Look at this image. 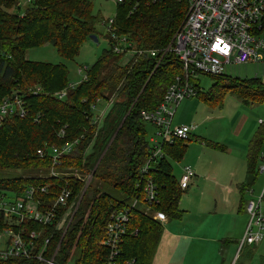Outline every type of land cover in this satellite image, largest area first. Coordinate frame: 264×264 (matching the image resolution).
Here are the masks:
<instances>
[{"label": "trees", "instance_id": "obj_1", "mask_svg": "<svg viewBox=\"0 0 264 264\" xmlns=\"http://www.w3.org/2000/svg\"><path fill=\"white\" fill-rule=\"evenodd\" d=\"M27 6L21 12L20 0H0V103L9 96H17L25 102V117H7L0 127V174L6 171L21 173L19 177L0 176V191L19 194L26 186L47 185L49 194L44 195V199H48L49 204L62 188L71 189L67 205L60 212H66L75 204L73 219L65 234L54 231L45 254L51 258L59 244L56 261L60 264L70 261L105 264L107 251L99 242L104 237L110 212L124 208L129 209L131 218L121 245L122 258L131 259L135 264H153L161 226L145 212V206L132 207L133 200L142 196V188L137 185L141 186L145 177L142 178L139 169L150 151L140 112L159 104L179 74L178 62L170 53L162 59L115 55L109 44L101 58L86 69V79L58 99L55 94L69 83L66 66L30 61L25 58L26 51L50 44L59 57L73 61L90 35L97 38L94 26L97 16L92 11L91 1L86 0H32ZM186 8L184 0H164L152 5L141 3L136 7L119 5L114 26L117 35L126 37L133 49L160 50L172 41L186 15ZM261 32L264 36V27ZM214 79L213 88L221 86L223 91L241 84L245 88L240 94L244 103L264 102V80L253 78L250 82L256 86L248 87L251 83L227 75ZM255 88L257 92L252 94L250 90ZM197 97L205 103L215 100L211 92L202 96L200 89ZM98 100L110 104L104 121L96 127L92 125L91 106ZM78 138L80 146L63 158L57 170L59 177L49 176V147ZM91 141L93 146L87 156L85 152ZM185 142L175 140L164 146L163 152L179 160ZM37 149H43V157L37 155ZM254 155H250L247 162L250 182L257 169ZM74 170L81 175L80 180L69 175ZM37 171L43 173L42 177L35 175ZM150 171L158 201L153 209L168 219L179 218L182 190L166 157ZM86 176L91 178L88 183L83 179ZM85 183L88 184L86 191ZM24 227L29 231L41 230L44 236L53 231V227L44 231L32 222H25ZM0 264L42 263L9 258L0 260Z\"/></svg>", "mask_w": 264, "mask_h": 264}, {"label": "built area", "instance_id": "obj_2", "mask_svg": "<svg viewBox=\"0 0 264 264\" xmlns=\"http://www.w3.org/2000/svg\"><path fill=\"white\" fill-rule=\"evenodd\" d=\"M31 1L26 0V5ZM162 1L164 0H112L116 6L125 4L135 7L141 3L152 5ZM184 1L187 7L186 15L173 34L172 41L164 49L149 51L133 49L126 37L117 35L114 26L115 17L103 23L113 54H122L127 58L135 59L143 56L162 59L166 53H170L175 57L180 68L179 74L168 86L159 104L151 110L140 112L141 122L152 126L154 130L148 141L150 148L148 158L139 169L142 178L145 177L144 183L141 186L137 185L142 188V196L133 200L132 207L145 206V212L150 213L153 220L162 223L167 217L153 209L154 204H158L157 190L149 174L150 170L165 158L163 147L174 143L175 140H187L193 130L192 126L185 124L174 125V117L181 103L197 97L199 91L197 77L199 75L220 77L226 73L227 66L239 64L264 66V36L261 34V29L264 27V0ZM86 69L84 67L78 70L79 74L82 72L84 74L80 82L86 79ZM77 84L68 83L67 87L55 96L62 99L67 90L75 89ZM109 104L108 102V107ZM95 105L96 103L92 104L91 112L95 109ZM106 111L100 117L93 115L92 125L100 126L102 124L100 122L106 117ZM7 117L24 118L25 102L17 96L5 97L0 103V127ZM61 134L63 136L64 132ZM80 138L82 139V136ZM80 138L64 141L60 146L49 147L51 158L49 176L59 177L57 170L61 168L63 158L71 155L80 146ZM36 153L39 157L44 156L43 149H37ZM259 154L261 162L258 170L264 175V143L263 150ZM194 176L195 173L190 167L182 168V175L178 181L181 190ZM248 193L249 200L245 205L248 221L239 240L235 260L231 264H238L239 255L245 246H257L264 239V211L261 208L264 201V185L256 198L251 196L250 189ZM48 194L47 185L26 186L19 194L0 191V260L15 258L42 264H60L56 261L59 244L51 258L46 257L45 254L54 231H60L61 223L69 215V207L66 212L60 211L66 207L71 189L67 186L62 188L49 204L48 199H44V195ZM130 218V211L126 208L113 209L110 212L104 228V237L99 242V245L107 251L105 264H135L133 260H124L121 256V245L127 235ZM25 222L39 225L44 231L53 227V231L50 235L44 236L41 230H26Z\"/></svg>", "mask_w": 264, "mask_h": 264}, {"label": "crops", "instance_id": "obj_3", "mask_svg": "<svg viewBox=\"0 0 264 264\" xmlns=\"http://www.w3.org/2000/svg\"><path fill=\"white\" fill-rule=\"evenodd\" d=\"M249 105L253 106L252 103ZM257 124L260 126L257 131L246 128L244 118L229 130L226 128L222 132L216 128L215 134L206 139L190 134L179 160L164 153L170 166L171 161L179 164L177 181L185 166L190 167L195 176L182 190L178 203L180 217L168 219L166 216L165 222H158L162 233L152 257L153 264L234 262L248 221L245 213L248 190L255 198L256 192L264 185V175L258 170L261 162L259 153L263 150L264 121L259 120ZM253 153L257 169L254 180L250 182L247 162ZM245 247L248 248L245 251L247 257L251 252H261L259 254L264 260V239L257 246ZM239 261L240 257L238 264Z\"/></svg>", "mask_w": 264, "mask_h": 264}, {"label": "rangeland", "instance_id": "obj_4", "mask_svg": "<svg viewBox=\"0 0 264 264\" xmlns=\"http://www.w3.org/2000/svg\"><path fill=\"white\" fill-rule=\"evenodd\" d=\"M21 2V12L27 8L26 0H20ZM89 2V1H88ZM92 11L97 16L96 33H97V43L87 40L84 42L80 48L76 58L73 61H68L63 57H59L56 49L50 45L46 44L45 46L32 48L31 50L26 51L25 58L30 61L44 63V64H53V65H64L68 71V82L70 84L76 85L82 80L83 72L79 74L77 71L79 68H90L91 65L96 63L101 54L105 49L109 47V43L106 38L105 29L103 26L104 21L116 17V5L112 0H91ZM224 75L230 76L232 79L239 81H247L251 83L250 80L253 78H258L259 80H264V66L261 64H239L238 66H227L226 73ZM196 82L198 87L201 90L202 96H207L209 92L215 95V100L209 103H205L201 98H195L192 100H186L181 104L180 108L177 110V114L174 117V124L183 123L187 126L194 127V130L191 132V135L195 137H202L204 139L209 138L214 135L215 129L217 131H224L226 128L231 129L238 126L239 122L245 118L246 128H251L252 130L259 129V124L257 122L264 121V102L257 103L251 102L253 106L245 104L241 99L240 94L244 92V87L241 84L232 85L229 89L222 90L221 86L219 88H213L215 82L214 77L199 75ZM241 85V86H240ZM256 84L253 82L248 87ZM252 94L257 92L255 88L253 91L250 90ZM107 110V111H106ZM109 110L108 101L98 100L95 105V109L92 110L94 116L100 117L102 113L105 112V116ZM103 121V119H102ZM102 121L100 123H102ZM147 132L148 141L150 136H152L154 128L149 125L144 126ZM93 144L92 141L89 143V146L86 149V155L88 156L91 152ZM171 168L173 170L174 177L177 179L180 176L179 164L176 161H171ZM72 177H75L80 180L81 175L77 174L76 171H70ZM35 175H43L40 171H37ZM67 175V174H66ZM3 177H19L21 176L20 172L17 171H6V173L0 174ZM42 177V176H40ZM92 177V176H91ZM84 181L87 180V183L90 182L91 178L86 176L83 178ZM264 179V177H263ZM85 183L84 191L88 184ZM262 188V187H261ZM260 188V190H261ZM260 190L256 192V196L259 194ZM80 200V199H79ZM262 210H264V201L261 204ZM70 212L66 217V220L61 223V233L65 234L67 228L69 227L73 213L76 209V205L69 206ZM64 238H61L60 243ZM248 248L244 247L242 253L239 255L240 264H261L263 259L262 256L257 252H251L250 256L245 255V251ZM72 262V261H70ZM74 263V262H73Z\"/></svg>", "mask_w": 264, "mask_h": 264}, {"label": "water", "instance_id": "obj_5", "mask_svg": "<svg viewBox=\"0 0 264 264\" xmlns=\"http://www.w3.org/2000/svg\"><path fill=\"white\" fill-rule=\"evenodd\" d=\"M89 40H91V41H93V42H95V43L98 42V41H97V38H96L94 35H90Z\"/></svg>", "mask_w": 264, "mask_h": 264}]
</instances>
